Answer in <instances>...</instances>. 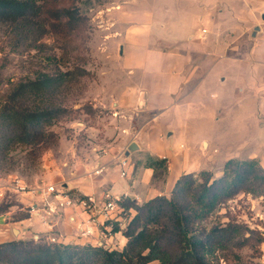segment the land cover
<instances>
[{"label": "trees", "instance_id": "1", "mask_svg": "<svg viewBox=\"0 0 264 264\" xmlns=\"http://www.w3.org/2000/svg\"><path fill=\"white\" fill-rule=\"evenodd\" d=\"M82 23L84 18L74 7H50L46 0H0L3 50L20 56L36 51L39 61L45 57L49 62L12 84L0 98V174L37 173L42 154L58 142L51 128L72 113L67 106L69 94L87 73L78 67L62 71L60 61L45 54L42 41L51 30L69 36ZM79 110L86 115L96 112L87 106ZM167 165V159L150 156L144 161V167L156 174L166 172ZM241 195L264 199V167L256 159H228L217 178L208 171L184 174L176 181L171 199L158 196L142 205L123 202L125 211L132 210L134 215L123 230L119 223L113 225L112 232H120L127 240L121 250L11 240L0 244V264H253L242 262L235 251L262 246V232L235 220L206 225ZM12 207L13 203H2L0 215Z\"/></svg>", "mask_w": 264, "mask_h": 264}, {"label": "crops", "instance_id": "2", "mask_svg": "<svg viewBox=\"0 0 264 264\" xmlns=\"http://www.w3.org/2000/svg\"><path fill=\"white\" fill-rule=\"evenodd\" d=\"M238 1L244 8L254 9L253 1ZM118 3L120 8L129 12L126 17L129 28L120 52L121 65L129 79L120 83L117 91L106 100L108 102L100 100L94 105V108H108L109 116L104 118L103 131H89L97 132L88 141L90 148H83L75 141L66 151L61 149L57 158L45 161L43 168L46 178L43 180L44 186L64 185V189L75 199L87 196L101 199L105 193H110L113 196L126 195L127 200L142 205L155 197L171 195L176 181L184 174L211 172L212 162L219 157L209 152L201 153L198 149L204 142L210 147V138L205 134L196 141V151L201 156L198 162H192L189 148L184 154L174 149L170 141L182 128L179 126L185 125L187 118L192 120L193 117L195 120L200 115L197 111L195 117L192 109L207 110L210 101L213 102L212 107L217 109L216 121L219 122L224 116L223 110L218 113L219 107L214 100L219 99V103L224 105L225 87L222 82L214 81L210 72L192 79L193 76L186 73L189 55L164 50L156 42L161 34L168 33L174 27L182 30L186 24L189 27L188 41L200 48L199 60L207 58L211 48L205 42L208 33L202 28L211 23L208 17L209 0H161L160 5L150 0H119ZM174 10L184 12L174 15ZM204 30L206 33H203ZM259 49L253 54L257 62L255 67H264V50ZM216 54L218 59L223 58V53ZM231 113L241 115V111L234 113L232 110ZM241 117L237 118L235 132L243 135L246 129L240 126ZM78 127L86 131L89 129L85 124ZM133 143L138 149L127 157L128 148ZM182 146L181 149L184 148ZM148 156L167 159V171L156 174L153 169L144 167ZM124 161L127 162L126 167H122ZM100 169L103 170L102 174L95 175V171ZM222 170L223 166L213 176H221ZM122 172L126 176H122ZM16 179H20L16 174H10L5 180L0 178V200L6 189L13 187L11 183ZM239 198H246L255 216L264 222V207L260 200H254L251 195H241ZM17 200L29 213L31 207L36 211L24 219H10L14 207L0 215V244L14 240L10 227L19 222L28 229L24 240L33 236L46 242L55 236L62 244L96 245L100 236L97 231L96 236L88 240L78 236L77 226L89 219L81 207L49 213L39 197L18 194ZM129 213L130 216L134 215L132 210ZM100 222L103 223V219ZM127 224L125 219L120 218V229H125ZM126 241L120 232L106 239V243L114 249H122Z\"/></svg>", "mask_w": 264, "mask_h": 264}, {"label": "rangeland", "instance_id": "3", "mask_svg": "<svg viewBox=\"0 0 264 264\" xmlns=\"http://www.w3.org/2000/svg\"><path fill=\"white\" fill-rule=\"evenodd\" d=\"M46 1L50 7L77 8L82 19L84 18V23L73 30L69 36L59 35L56 34L58 31L51 30L42 41L47 47L45 54L54 55L56 60L60 61L59 66L62 71L78 67L87 74L73 85L69 94L67 106L72 113L51 128V131L58 135V142L40 157L39 171L33 175L12 173L30 188L44 186L43 179L46 178V173L43 165L46 160L57 158V153L59 154L61 149L66 151L75 141L83 148H90L88 141L97 132L89 131L92 129L103 131L104 118L109 116L108 108H102V106L94 108V105L100 100L106 101L111 98L120 83L129 79L122 68L120 54L124 36L129 28L126 22L129 12L119 7V0ZM150 1L153 3L155 1L156 5L161 4V0ZM168 1L171 2V0ZM251 1H253V10L244 8L238 0H209L208 17L211 23L202 29H206L208 33L205 42H208L211 50L205 59L199 60L200 48L188 41L189 27L186 24L182 30L174 27L156 39L157 44H160L164 50L189 55L186 73L192 75V79L196 80L210 72L214 81L222 82L225 87L222 102L226 107L219 103V99L214 100V102L217 101L219 107L218 113H220L219 110H223L224 116L219 122L216 121L217 109L212 107L213 102L210 101V104H207V110L192 109L194 115L197 111L200 115L198 117L195 115V120L193 117L192 120L187 118L185 125L179 126L182 128L170 141L174 149L184 154L189 148L192 162H198L201 156L196 151V141L203 134L210 138V147L208 144L203 147L202 143L198 149L201 153L209 152L210 155L216 156L217 154L216 157H219L218 160L212 162V175H215L224 166L225 161L232 157L242 160L256 159L264 167V67H255L257 62L253 58L254 51L259 47V50H264V47H261L264 45V21L262 20L264 1ZM156 12L160 13L159 10ZM180 12L184 11L174 10L173 13L177 15L181 14ZM256 27H260L261 30L254 36ZM2 46L0 38V98L10 91L12 84L32 75L33 71L39 69L41 63L42 65L44 63V66L49 63L46 62L45 57L41 58L43 62L39 61L40 58L36 56L38 55L36 51L20 56L9 53L7 49L3 50ZM216 53L219 55L223 53V58L218 59ZM86 106L96 112L86 115L83 110H79ZM232 110L234 113L241 111V115L231 113ZM238 116H242L240 126L246 129L243 135L235 132ZM81 124H85L89 128L88 131L83 128L81 130L78 127ZM181 144L183 149L180 148ZM19 155L22 156L23 153ZM8 176L10 174H0L3 180ZM12 189V186L6 189L0 205L13 203L14 213L10 219L31 217L29 211L23 209L18 202V194ZM254 200H260V204L264 207L262 197L254 198ZM230 220H235L251 230L264 234V222L260 217L255 216L246 198L238 197L229 201L209 219L206 225L211 227L228 223ZM30 239L39 241V238L33 236ZM46 242L51 243L49 240ZM109 247L114 249L113 246ZM235 252L244 263L264 264L261 245L247 246ZM229 262L232 264V261Z\"/></svg>", "mask_w": 264, "mask_h": 264}, {"label": "built area", "instance_id": "4", "mask_svg": "<svg viewBox=\"0 0 264 264\" xmlns=\"http://www.w3.org/2000/svg\"><path fill=\"white\" fill-rule=\"evenodd\" d=\"M203 33H206V31L204 30ZM126 165L127 162L124 161L122 167H126ZM102 172V169L96 170L95 175H100ZM122 176H126V173L122 172ZM13 189L17 194H28L39 197L44 208L49 213H56L57 210H63L69 207H81L82 212L89 219L77 226L78 236L88 240L95 237L97 231L100 235H98L97 246L109 247L106 239L113 235V225L119 223L120 218L125 219L126 223L131 218L130 213H127L122 207V203L127 200L126 195L113 196L110 193H105L101 199H97L94 196L75 199L73 195L61 186L47 185L39 188H30L20 179L14 180ZM35 211L31 207L30 214H33ZM101 219H103V223L100 222ZM49 241L51 243H58L55 237H50ZM262 252L264 263V244L262 245Z\"/></svg>", "mask_w": 264, "mask_h": 264}, {"label": "water", "instance_id": "5", "mask_svg": "<svg viewBox=\"0 0 264 264\" xmlns=\"http://www.w3.org/2000/svg\"><path fill=\"white\" fill-rule=\"evenodd\" d=\"M262 20L264 21V14L262 15ZM258 31H260V27L255 28L254 36L256 35V32H258ZM206 146H207V143L204 142L203 147H206ZM137 149H138V147L136 146V144L133 143L128 148L126 156L128 157L130 153L134 152ZM166 197L168 199H171V195H167ZM10 228H11L12 235H13L15 241H23L24 240V238L27 234V231H28L27 227H25L21 223L17 222V223H13Z\"/></svg>", "mask_w": 264, "mask_h": 264}]
</instances>
